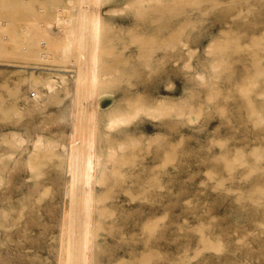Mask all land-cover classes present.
<instances>
[{"label": "rangeland", "instance_id": "rangeland-1", "mask_svg": "<svg viewBox=\"0 0 264 264\" xmlns=\"http://www.w3.org/2000/svg\"><path fill=\"white\" fill-rule=\"evenodd\" d=\"M81 216L85 264H264V0H0V264Z\"/></svg>", "mask_w": 264, "mask_h": 264}, {"label": "bare ground", "instance_id": "bare-ground-1", "mask_svg": "<svg viewBox=\"0 0 264 264\" xmlns=\"http://www.w3.org/2000/svg\"><path fill=\"white\" fill-rule=\"evenodd\" d=\"M81 18H82L83 21L86 20V17L83 16V15L81 16ZM97 31H98V24H97V21L94 20L91 23V27H90V35H91V38H92V43H91L92 51H91L90 60L92 62L96 60V51H97V46H98V42H97L98 34H97ZM83 75H84V71L82 70L81 74L79 75V79L80 80L82 79ZM86 77H88V80L91 81V82H94V81L97 80V74L95 73L94 69H88L86 71ZM121 120H119L118 118H116L114 120H111L110 126L111 127L114 126L116 123H118ZM38 142L40 144V140H38ZM38 142H37V144H38ZM75 142L77 144H75L72 147V149L70 150V153L66 150V153H69L68 155H69V158H70V165H69L70 167H69V170H68V175H69L68 177L73 179L75 183L79 182L80 180H82L85 183H88L92 179L90 174H92V173H94L96 171H100L99 168H98L100 161L97 160V158L94 156V154L91 151H89L90 150L89 147H88L89 137H87L86 135H83V134L82 135L79 134L78 138L75 140ZM84 147H85V150H83ZM106 169H107V166L105 167V170ZM80 174H81V176L79 177L78 175H80ZM68 182H70V180ZM86 203L87 202H85V201L83 202V204H86ZM82 215H84V213H82ZM84 218H85V216H81V218L79 220L80 224L77 227L78 231H79V235H78L79 236V241H78V243H79V253H80V256H81V260H80V258H79V260H80V262L82 264H85L84 254L87 251L86 250V246H88V244H89V243H87V241L85 239L87 234L84 231H82L83 228H84V225H82V220ZM73 231H71V236L73 235ZM75 245H76V243H75Z\"/></svg>", "mask_w": 264, "mask_h": 264}]
</instances>
